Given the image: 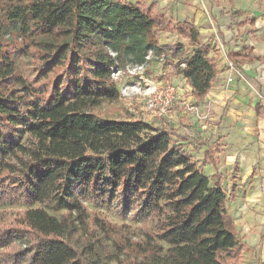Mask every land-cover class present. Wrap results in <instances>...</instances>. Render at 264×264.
<instances>
[{
	"label": "trees",
	"instance_id": "trees-1",
	"mask_svg": "<svg viewBox=\"0 0 264 264\" xmlns=\"http://www.w3.org/2000/svg\"><path fill=\"white\" fill-rule=\"evenodd\" d=\"M161 32L189 40L192 52L161 46ZM153 51L205 101L218 66L191 23L174 25L153 5L123 0H0V205L27 207L0 227V264L240 263L227 194L186 150L189 139L143 120L101 123L92 113L120 99L114 72ZM228 60L235 69L261 61L243 52ZM207 162L217 164L213 152ZM111 200L137 209L153 232L119 239L91 218L87 202Z\"/></svg>",
	"mask_w": 264,
	"mask_h": 264
},
{
	"label": "rangeland",
	"instance_id": "rangeland-1",
	"mask_svg": "<svg viewBox=\"0 0 264 264\" xmlns=\"http://www.w3.org/2000/svg\"><path fill=\"white\" fill-rule=\"evenodd\" d=\"M205 1L218 8L215 16L209 9L213 18L236 23L242 36L241 39L234 38L237 42L241 41L245 47L248 39L253 41L246 38L251 35L255 42H260L257 54L250 48H246V53L259 55L261 62L252 65L251 70L246 71L239 66L238 71H233L229 66L227 43L222 42V48L221 33H217L218 39L213 43L215 46H211V54L218 61L219 81L227 83L228 78H233L234 83L238 82L235 91L229 92L219 103L198 102L188 84L174 78V65L170 59H165L163 51H153L147 56L149 60L146 58L147 65L142 74L128 73L127 67L135 64L129 60L118 79L113 80L117 83L120 99L105 102L92 109V113L101 123L143 120L155 127H171L186 136L189 139L185 144L186 150L202 165L204 175L212 182L218 181L227 194L225 207L229 222L242 244L239 264H264V116L258 118L254 111L258 102L263 104L264 111V0H242V4L237 0ZM250 17H257L262 26L256 29L255 26L243 25V22L250 21ZM258 30L261 33L256 34ZM207 41L211 38L203 40ZM160 44L184 45L188 53L193 49L188 40L176 33L162 34ZM16 63L21 71L29 66L25 57L17 59ZM236 72L238 74L235 75ZM228 83L232 84V80L229 79ZM134 85L139 87V93L122 95L125 87ZM170 88L174 89L173 105L166 114L156 116L157 110L151 107V101L154 102L157 96ZM256 130L258 136L252 137ZM206 151L214 153L216 166L209 162L203 164ZM85 205L91 218H99L108 227H113L119 239L126 237L142 241L146 233L153 232L152 222L143 219L137 209L124 207L123 201L87 202ZM26 209L21 203L0 205V227ZM50 213L57 217L64 214Z\"/></svg>",
	"mask_w": 264,
	"mask_h": 264
},
{
	"label": "crops",
	"instance_id": "crops-1",
	"mask_svg": "<svg viewBox=\"0 0 264 264\" xmlns=\"http://www.w3.org/2000/svg\"><path fill=\"white\" fill-rule=\"evenodd\" d=\"M123 1H125L128 4L143 3V4L148 5V6L153 5L155 14H157L160 17H164L167 21H169L175 25L177 23H185V22L193 24L194 27L200 32L201 37H202V42H203V40H205L206 37H209V39L211 38V41H207V42L209 43L210 46H213V47L215 46V45H213V43L218 39L217 33L220 32L221 33L220 46L222 45L224 47L222 42H226L227 43L226 49H227L229 54L239 53V52L246 53V48L252 49L253 53L257 54V52L261 48L260 42H255L254 38L252 37L253 35L246 36V38H252L254 42L253 41L251 42L248 39V43H247L248 45H246L245 47L243 44H241V41L237 42L234 38L239 37L241 39L242 36L240 37L241 34L239 33V28H237V26H235L236 23H234L233 21L228 20V19H226L227 21H224V20L219 19V18L218 19L213 18L209 12V9L212 11V14H214V16H215L217 14L216 12H217L218 8H217V6H215L214 3H210V1H205V0H147L149 2L151 1L150 3H147L146 0H123ZM237 1L240 4L243 3L242 0H237ZM249 20L250 21H245L242 24L255 26L256 29L257 28L259 29V27L262 26L261 25L262 22L260 20H258L257 17H250ZM257 33H261V31L258 30L256 32V34ZM162 34H170V32H161L158 36L159 42H161V35ZM185 40H187V39H185ZM188 42H189V40H188ZM207 42H204V43H207ZM186 50H188V48H186ZM212 51H213V49H212ZM210 56L214 57V54H210ZM257 56H255V57L260 58L259 55H257ZM216 63L218 66V61ZM254 64L255 63L245 64L242 66H243V69H245L247 71V70H251V66ZM235 70L238 71L237 69H235ZM236 74H238V72H236L235 75ZM230 76H228V77H230ZM174 78L177 79L178 81H184L186 84H188L186 79H184L182 76H177L175 74ZM229 79L232 80V84L228 83ZM228 81H227V83L220 82L219 77H218V73H217V77L214 81L213 88H212L211 92L209 93V95L206 97L205 101L219 103V101H221L229 92H232L233 90L235 91L237 88L238 82L234 83L233 78H228ZM222 84H224L225 86L224 85L222 86ZM188 87L190 88V90L192 92V89L189 86V84H188ZM192 96H193V94H192ZM224 103L226 104V102H224ZM254 111L256 112L255 107H254ZM256 116L258 118H262L264 116V111H263L262 116H258L257 113H256ZM255 136H258L257 130H256V132H254L252 134V137H255ZM216 165H213V166H216Z\"/></svg>",
	"mask_w": 264,
	"mask_h": 264
},
{
	"label": "built area",
	"instance_id": "built-area-1",
	"mask_svg": "<svg viewBox=\"0 0 264 264\" xmlns=\"http://www.w3.org/2000/svg\"><path fill=\"white\" fill-rule=\"evenodd\" d=\"M223 48V46L221 45ZM147 60H149V57H147ZM147 61L144 64L141 65H135L132 67H127L128 73L130 75H137V74H142L145 69H146ZM229 66L232 70H235L234 65L230 62ZM121 73V70H117L113 74V80H117L119 75ZM139 93V87L137 85L131 86V87H125L123 89V96H130L131 93ZM121 95V96H122ZM173 99H174V89L170 88L166 93H161L159 96H157V99L151 101V107H155L157 110L156 116H162L166 114L171 106L173 105ZM190 110H193L191 108Z\"/></svg>",
	"mask_w": 264,
	"mask_h": 264
}]
</instances>
